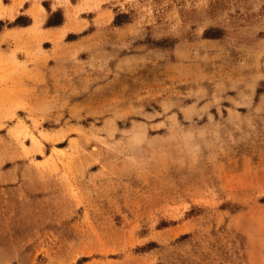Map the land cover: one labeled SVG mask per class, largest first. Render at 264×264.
<instances>
[{
	"label": "rangeland",
	"instance_id": "rangeland-1",
	"mask_svg": "<svg viewBox=\"0 0 264 264\" xmlns=\"http://www.w3.org/2000/svg\"><path fill=\"white\" fill-rule=\"evenodd\" d=\"M0 264H264V0H0Z\"/></svg>",
	"mask_w": 264,
	"mask_h": 264
},
{
	"label": "trees",
	"instance_id": "trees-1",
	"mask_svg": "<svg viewBox=\"0 0 264 264\" xmlns=\"http://www.w3.org/2000/svg\"><path fill=\"white\" fill-rule=\"evenodd\" d=\"M54 17H59V15L56 14L55 16H53V18H54ZM59 23H60V22H50V21H49L47 25H48V26H56V25H58Z\"/></svg>",
	"mask_w": 264,
	"mask_h": 264
}]
</instances>
